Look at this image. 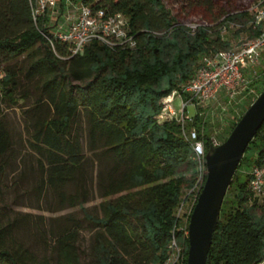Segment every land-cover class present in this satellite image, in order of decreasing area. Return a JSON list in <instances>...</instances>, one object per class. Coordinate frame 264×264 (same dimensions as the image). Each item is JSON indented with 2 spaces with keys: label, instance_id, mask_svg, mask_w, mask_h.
I'll use <instances>...</instances> for the list:
<instances>
[{
  "label": "trees",
  "instance_id": "obj_1",
  "mask_svg": "<svg viewBox=\"0 0 264 264\" xmlns=\"http://www.w3.org/2000/svg\"><path fill=\"white\" fill-rule=\"evenodd\" d=\"M84 1L93 9L123 13L136 45L110 48L94 41L71 55L61 41L51 47L43 18L34 19L37 0H0V64L23 55L33 58L27 77L38 78L36 109L51 111L28 120L29 146L40 156L45 184L60 191L69 206L86 203L91 193L86 184L72 194L63 186L86 182L83 169L95 167L102 200L99 212L85 211L94 230L86 264H163L173 234L186 246L187 264L188 238L182 237L176 210L196 187L202 162L176 119L160 121L162 100L193 77L202 56L234 47L222 34L229 23L241 25L236 34L247 30L250 39L259 36L262 24L247 9L215 13L213 0L204 5H210L214 21L225 17L215 25L202 17L195 28L180 25L165 0ZM1 82L0 171L14 146L5 110L19 102L18 72L7 67ZM195 118L207 152L213 138L203 132L205 121ZM247 151L228 189L234 191L233 202L225 196L208 264L264 259V203L250 186L251 169L264 163V123ZM203 177L205 183L206 172ZM4 219L0 211V264H43L15 239ZM79 236L76 228L57 237V264H81Z\"/></svg>",
  "mask_w": 264,
  "mask_h": 264
},
{
  "label": "rangeland",
  "instance_id": "obj_2",
  "mask_svg": "<svg viewBox=\"0 0 264 264\" xmlns=\"http://www.w3.org/2000/svg\"><path fill=\"white\" fill-rule=\"evenodd\" d=\"M205 0H165L167 6L173 10L178 23L182 26L192 27L203 23L202 17H208L211 25L219 23L225 16L214 21L210 13V5H204ZM260 0H213V12L219 13L222 9H231L243 11L248 10L251 16H255L256 7ZM76 0H71L68 4L67 13H73ZM61 13L62 8L58 10L53 6H48V11ZM211 11V12H212ZM46 22L50 21V16H44ZM250 25V24H249ZM247 25V26H249ZM241 25L229 23L227 29L222 31L224 37L230 40L233 46L241 42L251 40L247 30H237ZM52 29V28H51ZM33 58L23 55L20 59L3 62L0 69L5 72L6 68H12L18 72L20 80V89L18 92V104L5 110L6 122L13 137V149L5 157V168L0 171V211L4 215L5 223H11L12 235L22 243L24 247L34 253L43 264H57L58 250L57 237L70 229H78L79 251L82 256L81 264H86L91 256V245L93 241V227L85 218V211L99 212V203L102 200L101 189L96 180L95 167L89 165L83 169V175H86V182H69L63 186L62 191L66 194L80 192L84 189V184L91 193L90 199L78 206H69L60 196L58 190L51 189L45 184L44 170L40 164V156L36 154L29 146L32 129L28 130L26 124L34 116L51 115L46 107L36 109L37 98L41 95V89L38 84V78H28L27 71ZM246 77L249 83L250 92L245 97L244 103H237L238 93L234 98L227 95V91H222L216 101L194 108L188 105L185 110L187 129H191L196 121V116L205 121L204 133L216 138L220 143L228 137L235 122L249 108L259 96L264 88V52L261 55L260 62L246 71ZM172 98L174 106L179 109L181 103L187 101V95L182 90ZM228 110L223 111V107ZM203 113V115H199ZM196 114V115H195ZM193 121L189 119L194 116ZM83 125L86 124V118L83 116ZM204 141V140H203ZM205 143V142H204ZM249 151L244 155H249ZM239 169V168H238ZM226 196L233 202L234 191H227ZM189 207L185 206L184 211Z\"/></svg>",
  "mask_w": 264,
  "mask_h": 264
},
{
  "label": "built area",
  "instance_id": "obj_3",
  "mask_svg": "<svg viewBox=\"0 0 264 264\" xmlns=\"http://www.w3.org/2000/svg\"><path fill=\"white\" fill-rule=\"evenodd\" d=\"M71 0H37L33 11L34 19L43 18L44 28L49 32L44 33L51 47L55 49V43L61 41L67 44L71 55L83 53L86 46L97 41L110 48L116 46L134 47L136 40L131 33L128 18L121 12L110 14L104 8L93 9L84 0H76L73 13H67L68 4ZM48 6H53L61 13L48 11ZM255 12L256 24H262V29L254 39L234 46L230 50H220L210 55H204L201 63L196 69L193 77L182 86V92L187 95V101L181 103V108L174 106L172 98L181 90H175L162 100V111L159 115L160 121L176 119L182 128L183 136L193 142V148L202 162V172L195 188H192L180 202L176 215L180 219L179 230L182 237H189L190 217L200 195L201 186H204L203 174L207 173L206 149L204 141L199 137L197 129H187L185 110L189 106H198L216 101L222 91H227L229 97H237L241 93L237 103H244L245 97L253 90L246 84L249 83L246 71L260 62L264 52V0H260ZM44 16H50L46 22ZM193 25L192 28H195ZM52 28V29H51ZM4 72L0 69V95L3 92L2 78ZM188 105V107H186ZM229 108V107H228ZM227 106L223 111L228 110ZM196 115V114H195ZM194 116L189 119L193 121ZM203 115V113H199ZM220 142L213 138V146ZM250 186L256 198L264 203V163L254 166L251 171ZM189 209L184 211V207ZM186 246L181 243V238L173 234L169 244V255L163 264H185ZM258 264H264V259Z\"/></svg>",
  "mask_w": 264,
  "mask_h": 264
},
{
  "label": "water",
  "instance_id": "obj_4",
  "mask_svg": "<svg viewBox=\"0 0 264 264\" xmlns=\"http://www.w3.org/2000/svg\"><path fill=\"white\" fill-rule=\"evenodd\" d=\"M264 123V90L227 139L206 152L207 178L190 217L187 264H208L229 186L251 140Z\"/></svg>",
  "mask_w": 264,
  "mask_h": 264
}]
</instances>
